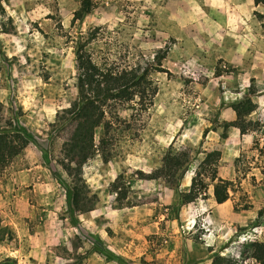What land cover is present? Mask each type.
I'll return each instance as SVG.
<instances>
[{
	"label": "rangeland",
	"instance_id": "374dc122",
	"mask_svg": "<svg viewBox=\"0 0 264 264\" xmlns=\"http://www.w3.org/2000/svg\"><path fill=\"white\" fill-rule=\"evenodd\" d=\"M84 1L92 10L78 20ZM228 20L218 0H6L0 5V132L21 130L29 140L0 173V263L212 264L221 255L254 264L250 246L264 242L259 228L264 220L241 226L232 220L224 234L218 226L223 221L213 218L212 224V210L203 207L211 186L192 205L179 201V191L190 189L207 153L218 150L221 160L233 159L222 141L214 145L204 139L210 125L220 127L229 93L223 79L235 72L221 41ZM79 47L99 65L148 68L158 94L150 109L107 103L111 160L104 162L99 152L84 164L76 160L70 177L59 161L76 129L64 111L77 98ZM262 128L257 130L264 135ZM101 133L96 131V147ZM172 144L196 157L179 187L156 174ZM254 148L264 157V142L255 141ZM239 159L233 163L239 172L228 204L238 218L241 209L252 208L244 180L254 186L253 169L264 168V161L250 162L246 149ZM120 177L123 188L113 193ZM76 179L98 201L84 215L72 205Z\"/></svg>",
	"mask_w": 264,
	"mask_h": 264
},
{
	"label": "trees",
	"instance_id": "16d2710c",
	"mask_svg": "<svg viewBox=\"0 0 264 264\" xmlns=\"http://www.w3.org/2000/svg\"><path fill=\"white\" fill-rule=\"evenodd\" d=\"M6 0H0V5ZM256 6H264V0H253ZM92 4L84 1L76 12L78 20L91 13ZM165 59V57H163ZM75 66L77 71V98L71 106L64 111V115L76 124L75 132L70 141L66 142L62 149V158L59 161L61 168L68 176L73 177L77 168L73 162L84 164L96 152L101 153L104 162L111 160L108 148L112 138V122L109 120V112L105 108L123 103H137L143 109H150L154 105V99L158 94L157 84L151 77L148 68L141 66L123 68L99 65L84 47L76 50ZM235 73V72H233ZM259 96L254 85H251L244 95L230 105L236 113L235 122H223L219 126L224 130L221 139L225 140L227 132L231 128L238 129L242 135H247L264 127L260 122L250 120V116L256 112L258 105L253 101ZM102 130L99 146L96 147V131ZM209 129L204 132V139ZM29 140L21 130L0 132V173L18 158L28 147ZM194 157L188 149H178L172 144L164 153L156 174L159 179L175 184L179 187L188 167L194 163ZM221 160V152L210 151L199 164L196 177L193 178L189 190L179 191L181 206H189L196 203L204 195L206 196L210 186H213V194L218 205L230 200V194L234 191L235 183L218 177V167ZM240 159L237 160L239 162ZM237 172L238 169L236 168ZM121 177L112 186L115 193L123 188ZM72 205L77 215H84L94 210L98 202L95 195H91L84 183L79 179L73 181ZM254 264H264V242L254 241L251 246ZM7 264V263H0ZM212 264H246L240 263L231 257L216 255Z\"/></svg>",
	"mask_w": 264,
	"mask_h": 264
},
{
	"label": "crops",
	"instance_id": "0c3cea01",
	"mask_svg": "<svg viewBox=\"0 0 264 264\" xmlns=\"http://www.w3.org/2000/svg\"><path fill=\"white\" fill-rule=\"evenodd\" d=\"M218 2L225 6L229 19L228 25L226 23L223 29V39L221 40L224 47V57L229 67L235 70V73L223 79L229 93L225 94L220 123L236 121L237 115L230 108V105L239 100L251 85H254L259 92V96L253 99L258 105V109L250 116V120L264 125V20L259 21L256 19V15L264 17V6H256L253 0H218ZM209 128H211V125ZM221 130L220 127L209 129L206 140L214 142L210 143L214 145H218L222 141L224 148L228 150L225 154L233 156V159L227 157L221 160L222 163L218 167V177L234 182L236 169L233 163L239 159L244 149L247 150L248 159L251 163L257 164L259 161H264V157H260L258 151H255L256 148H254L255 141L264 142V135L260 130L242 135L238 129L231 128L227 132L228 137L222 140ZM253 171L251 177L255 185L247 184V180H244L242 184V188L250 195L248 205L252 208L241 209V217H235L233 207L228 205L229 202L232 203L231 198L222 205L216 203L213 186H211L209 199L203 203L205 209L212 210V216H209L212 224H215L213 218L217 221L218 218L223 221L218 226L223 229L224 234L231 231L230 221L232 220L233 222H239L240 226L243 224L242 222H247V220L255 218L260 221L264 220V168L262 171L259 168H255ZM259 228L264 237V226Z\"/></svg>",
	"mask_w": 264,
	"mask_h": 264
}]
</instances>
